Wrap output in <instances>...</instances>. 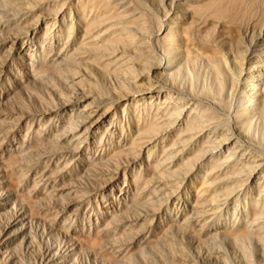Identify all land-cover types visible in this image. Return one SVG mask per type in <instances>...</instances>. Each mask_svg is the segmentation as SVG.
<instances>
[{"label": "rangeland", "instance_id": "374dc122", "mask_svg": "<svg viewBox=\"0 0 264 264\" xmlns=\"http://www.w3.org/2000/svg\"><path fill=\"white\" fill-rule=\"evenodd\" d=\"M188 1L197 11L190 38L230 60L213 4L229 12L232 0ZM170 3L0 0V235L22 223L43 252L23 246L19 259L28 256L15 264L55 261L71 247L79 264H242L222 240L228 225L251 220L255 185L239 170L249 156L218 144L216 120L191 123V103L147 90L135 63L161 48V20L177 12ZM192 64L176 84L179 98L192 92V71L193 91L211 85L217 97L212 75ZM73 80L87 88L86 104L59 108ZM262 162L255 172L264 177ZM209 244L223 249L225 263L213 261Z\"/></svg>", "mask_w": 264, "mask_h": 264}, {"label": "bare ground", "instance_id": "6f19581e", "mask_svg": "<svg viewBox=\"0 0 264 264\" xmlns=\"http://www.w3.org/2000/svg\"><path fill=\"white\" fill-rule=\"evenodd\" d=\"M219 2L223 4L225 0H218L217 3ZM213 6L218 8L216 15L218 18H222L225 24L221 37L226 42L230 60H227V57L223 56L219 49L208 45L204 40L195 41L190 38L188 33L195 35L196 32L193 23L196 20L197 11L188 0H171L170 9H175L177 12L172 11V13L164 16V20H161V23L164 24L163 31H165L161 48H158L157 53L153 52L154 54L147 58L146 62L138 58L139 60L135 63L143 67L142 71L146 74V76L143 74L145 77L142 78L148 87L146 88L141 83L144 88L147 90L154 88L156 94L160 93L164 98L174 95L177 99H184L191 103L194 105L191 108L197 110L196 115H194L195 119L192 120L193 117L191 118V123L196 122L197 125L198 119L202 120V118L203 121L216 120L219 126H224L222 134L220 133L222 140H219L218 144L229 146V149L230 147L232 149L239 148L237 150H241L242 153L249 156V159L244 162L239 170L241 169L240 173L246 180L252 178L253 185H255V188L253 187L255 195L251 197L248 194L249 197H247L250 198L248 205L251 220L248 224L246 219L248 211L246 210L245 220L247 223L245 225L241 224L242 226L238 229L232 227L233 223L228 225L230 227L227 226L226 230L223 231L222 246L224 244L228 249L238 250V258L242 264H255L254 259L259 260L260 264H264V237H262L264 236L262 225L264 223V177H261L259 171L255 172L261 164L260 162L264 160V0H232L233 7L229 12L226 10L225 4L223 7H219L218 4H213ZM245 41L250 42V44L245 45ZM130 51L133 54L138 53L136 50L130 49ZM195 62L196 64L201 63L207 75H212L216 84L217 97L211 93V85L206 90L201 91V94L193 91L196 89L197 77L193 75L192 71L189 75L192 82V92H188L185 97L179 98L181 93L176 84L184 78V69L189 71V65L194 70L195 67L192 63ZM175 72L176 75H174ZM153 76L159 77L162 85L156 84L154 86L153 81L150 80ZM141 81L143 82L142 79ZM68 83L69 86L65 89L70 95L65 92L62 93L58 103L59 108H65L68 105L73 108L84 107L88 96L86 94L87 88L81 83L77 84L74 80L73 84L71 81ZM143 93L144 90L140 91L138 95L144 98ZM230 93H234L235 101L232 104L224 105L223 101L227 99L226 97ZM96 103H101V101H96ZM173 112L176 111L169 109L167 114L172 116ZM168 122L169 119L166 124ZM214 124L216 123L214 122ZM204 186L210 192V186L207 187V184L204 183L201 184L200 190ZM3 208L0 207V213L4 211ZM23 214L26 213H21L20 216ZM20 225L22 223L10 227L8 231L0 235V264H15L17 261L26 258L28 256L26 254L22 259H19L18 255V253L22 255L23 246L30 249L31 252H33V247L38 248L37 255L43 257L39 245L33 241L34 237L28 230L21 229ZM48 225L51 226L52 224ZM251 241L253 242L250 243ZM241 242H247L248 245L252 244L253 250L252 247L249 249L247 244L245 247ZM72 249V247L69 248L67 253L60 255V258L55 261L44 257L45 264H71V261L79 264V257L77 259ZM208 249L214 262L225 263L223 249L221 250L218 245L214 244H209Z\"/></svg>", "mask_w": 264, "mask_h": 264}]
</instances>
